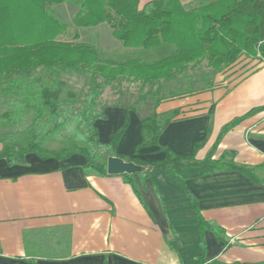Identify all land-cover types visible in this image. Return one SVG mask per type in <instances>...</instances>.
Masks as SVG:
<instances>
[{"label":"crops","instance_id":"0c3cea01","mask_svg":"<svg viewBox=\"0 0 264 264\" xmlns=\"http://www.w3.org/2000/svg\"><path fill=\"white\" fill-rule=\"evenodd\" d=\"M150 1L140 0V7ZM182 2L196 8L211 0ZM256 61L252 73L228 88L162 101L153 113L181 115L164 127L159 146L139 152L142 122L153 113L104 105L105 119L95 123L100 143H110L129 119L119 155L161 161L162 148L189 156L196 142L205 141L197 155L204 159L226 124L264 106V63ZM226 151L236 152L239 164L264 166V112L229 131L215 158ZM85 164L79 154L62 161L29 154L25 164L14 166L0 159V264H195L202 242L208 262L264 261L263 184L236 171L207 173L208 167L181 173L179 182L197 199L203 218L225 231L222 242L210 231L201 234L186 192L164 172L143 181L135 175L139 197L124 176H86Z\"/></svg>","mask_w":264,"mask_h":264},{"label":"trees","instance_id":"16d2710c","mask_svg":"<svg viewBox=\"0 0 264 264\" xmlns=\"http://www.w3.org/2000/svg\"><path fill=\"white\" fill-rule=\"evenodd\" d=\"M63 4L77 8L72 18L76 28L107 25L113 37L126 48L172 51L151 61L144 55L127 61L103 59L98 45L80 41V35L55 14L54 8ZM243 56L264 63V0H211L193 9H187L182 0H152L142 8L140 0H0V104L4 108L0 118L5 125L14 126L33 115L24 137L4 144L0 159L14 166L25 164L29 154L59 161L79 154L86 159L83 166L86 176L108 177L112 176L107 172L108 158L120 157L143 168L138 174L123 175L139 197L134 176L138 175L143 181L153 179L156 172L162 171L186 192L194 206L201 234L210 231L219 241L226 242L225 231L203 218L197 199L179 178L184 170L208 167L207 173L236 171L254 184L264 185V177L258 173L264 171V166L239 164L234 151L215 158L223 137L246 118L264 112V106L253 108L226 124L201 160L197 155L205 141L196 142L189 156L162 148L165 157L161 161L126 158L117 153V147L129 119L108 144L100 143L95 123L105 119L104 106L99 99L108 87L125 81L138 83L142 88L149 86L152 95L158 98L169 83H180L181 78H187L191 69L206 63L216 75L236 65ZM76 75L88 81V91L83 98L68 82V78ZM209 85L198 91L191 86L184 90L179 85L168 90V96L156 98V106L164 100L214 88V83ZM130 110L135 108L130 107ZM214 113L215 106H212L207 121L208 135L212 133ZM180 115L181 110L166 114L155 111L145 118L143 142L137 152L144 147L159 146L164 127ZM71 119L75 121V142L62 149L46 147L48 135L59 133ZM46 128L49 131L45 132ZM202 251L195 264H264V261L208 262L204 242Z\"/></svg>","mask_w":264,"mask_h":264},{"label":"rangeland","instance_id":"374dc122","mask_svg":"<svg viewBox=\"0 0 264 264\" xmlns=\"http://www.w3.org/2000/svg\"><path fill=\"white\" fill-rule=\"evenodd\" d=\"M183 4L187 9H193V7L189 6L188 3L185 2ZM76 11L77 8L71 4H63L54 8L55 14L61 20L69 24L71 31L77 32L80 35V41L92 43L94 45H98V48H101L103 59L127 61L129 59L140 58L141 55H144L146 60L151 61L169 55L172 51L168 48L159 52H147L141 49L126 48L113 37L112 32L107 25L87 29L76 28L72 24V18ZM256 64V59L243 56L236 65L231 66L222 73L215 75L213 74V71L206 66V63H204L195 69L189 70L187 78H181L180 83H169L167 85V89L163 90L158 98L161 96H168V90H174L179 85H181L184 90H187L188 87L191 86L195 91L210 86L209 83H214V88L223 87V85H226L228 88L242 77L252 73L256 69ZM68 82L73 87L74 91L79 93L82 98L85 96L88 91V81L85 77L76 75L68 78ZM151 92L153 91L149 86L142 88V86L138 83L125 81L120 85L108 87L103 92L99 102L101 106L108 104H125L137 110H142L145 114L152 115L153 110L156 107L155 101L157 95H152ZM145 96L146 99H144ZM1 98L0 102L2 100ZM3 110L4 108H2L0 104V114H2ZM32 116L33 115H28L24 122L18 123L14 126L5 125L3 119L0 118V140L2 141V143H0V149L3 148L4 144H8V142L13 141L14 138L16 139L19 136L20 138L24 137L25 130L31 125ZM74 125L75 121L74 119H71L66 128L62 129L59 133L53 135L49 134L46 139L45 146L50 149H62L69 146L70 143L75 142L76 138L74 136L76 135V131L74 130ZM44 131L47 132L49 129L46 128ZM258 173L264 177V171Z\"/></svg>","mask_w":264,"mask_h":264},{"label":"water","instance_id":"95a60500","mask_svg":"<svg viewBox=\"0 0 264 264\" xmlns=\"http://www.w3.org/2000/svg\"><path fill=\"white\" fill-rule=\"evenodd\" d=\"M142 171V167L133 162L125 161L120 157H110L107 160V172L112 176L134 175Z\"/></svg>","mask_w":264,"mask_h":264}]
</instances>
